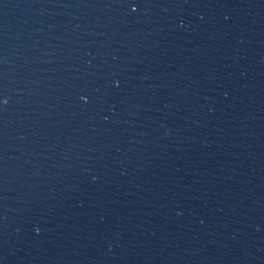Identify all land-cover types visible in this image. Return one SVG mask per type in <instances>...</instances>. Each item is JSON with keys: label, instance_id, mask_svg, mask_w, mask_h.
Segmentation results:
<instances>
[{"label": "water", "instance_id": "obj_1", "mask_svg": "<svg viewBox=\"0 0 264 264\" xmlns=\"http://www.w3.org/2000/svg\"><path fill=\"white\" fill-rule=\"evenodd\" d=\"M0 264H264V0H0Z\"/></svg>", "mask_w": 264, "mask_h": 264}]
</instances>
